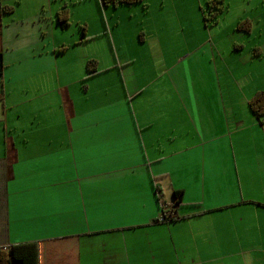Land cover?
Listing matches in <instances>:
<instances>
[{"label":"crops","instance_id":"1","mask_svg":"<svg viewBox=\"0 0 264 264\" xmlns=\"http://www.w3.org/2000/svg\"><path fill=\"white\" fill-rule=\"evenodd\" d=\"M223 1L239 17L220 40L201 41L181 9L183 41L169 49L167 13L146 10L138 48L120 55L112 37L115 63L90 74L87 57L59 71L60 8L0 0V248L11 264H264V120L249 107L264 90V0ZM245 19L249 31L237 28ZM50 73L55 87L39 83ZM29 92L58 100L46 127Z\"/></svg>","mask_w":264,"mask_h":264},{"label":"rangeland","instance_id":"2","mask_svg":"<svg viewBox=\"0 0 264 264\" xmlns=\"http://www.w3.org/2000/svg\"><path fill=\"white\" fill-rule=\"evenodd\" d=\"M223 2L227 7V2ZM208 4L209 0H143L135 4L122 3L118 5L119 7L117 9H114L116 6L104 7L100 4L99 0H50L46 6L49 11L58 8H68L71 11L70 25L65 30L58 31L57 35L53 37V41L57 43L58 47L62 45L68 46V52L66 51L67 53L63 54L65 55L64 61L67 62V64L60 67L59 71L63 72L67 71L69 68H75L77 72H79L80 67H84L86 64L84 62H79L85 57L88 58L86 60L87 64L89 60H94L96 62V71L101 68L99 65L105 67L109 63H115L112 37L114 38L113 41H115V45L117 44L120 55L128 51L132 52L133 49L138 48L141 28L146 26V10H148L150 17L156 14V10L157 12L167 13V24L169 27L168 38L170 41H173V43L168 45L169 49L179 46L180 43L177 41L179 39L182 40L180 34L181 26L179 23L183 22L178 19L181 15V9H183L184 13L191 19L197 22L196 26L201 41L206 40L211 44L213 41L220 40L221 37L229 31V26L238 21V10L233 8L232 11L226 12L224 8L219 12L217 18V20H220V24L215 23V27H213L212 31H209L208 27L213 26V22L217 20H210L211 13ZM65 5L67 7H65ZM158 7H162L163 9L159 10ZM214 11L215 10H213V12ZM204 14L209 17V20H205ZM105 21H107L109 26L108 29H105L108 27ZM56 25L59 24L56 23ZM85 25L91 28V30H89L91 39L85 44H77L76 41L84 37L82 35L83 30L81 26ZM150 29H152V25ZM185 32L187 33V30ZM121 43L122 45H120ZM223 47L226 49L225 45H223ZM229 56L234 58L237 55H232L231 53ZM49 75V77L40 80L39 83L48 84V86L52 87L57 86L58 75L52 76L51 73ZM60 79L62 78L60 77ZM7 85L11 86L10 79H8ZM22 87L23 86L18 85L12 91V97L10 96V89H7L6 101L8 103L12 102L16 98V93L20 91ZM31 95L33 97H31ZM20 97L23 99L32 98L34 102H37L36 106L40 113L37 120L40 126L44 125L43 127H46L44 124L46 118H41V113L45 116L48 113L47 100L58 101L54 94H35L29 92V94L26 95L20 94ZM2 112L3 105L0 103V113Z\"/></svg>","mask_w":264,"mask_h":264},{"label":"trees","instance_id":"3","mask_svg":"<svg viewBox=\"0 0 264 264\" xmlns=\"http://www.w3.org/2000/svg\"><path fill=\"white\" fill-rule=\"evenodd\" d=\"M143 0H99L102 6H117L119 4H135ZM65 7H67L65 5ZM208 7L210 8V20H217L219 12L222 11L226 6L224 5L223 0H209ZM213 10H215L213 12ZM58 23H60L62 28H67L70 25L71 11L68 8L58 9L56 13ZM205 20H209V17L204 14ZM83 33H85L86 25L81 26ZM238 29H243L246 31L250 30V21L245 19L238 23ZM142 35V34H141ZM140 35V36H141ZM88 71L90 73L96 72V62L94 60H89L87 64ZM1 75V72H0ZM1 99V96H0ZM249 107L252 112L260 119L264 120V90L257 91L252 98L249 100ZM263 118V119H262ZM181 192L176 193L177 202H181L180 198ZM165 214V213H164ZM10 253L5 248H0V264H11Z\"/></svg>","mask_w":264,"mask_h":264},{"label":"built area","instance_id":"4","mask_svg":"<svg viewBox=\"0 0 264 264\" xmlns=\"http://www.w3.org/2000/svg\"><path fill=\"white\" fill-rule=\"evenodd\" d=\"M161 220H165L164 218H162Z\"/></svg>","mask_w":264,"mask_h":264},{"label":"clouds","instance_id":"5","mask_svg":"<svg viewBox=\"0 0 264 264\" xmlns=\"http://www.w3.org/2000/svg\"><path fill=\"white\" fill-rule=\"evenodd\" d=\"M165 219V218H164ZM6 249V248H5Z\"/></svg>","mask_w":264,"mask_h":264}]
</instances>
